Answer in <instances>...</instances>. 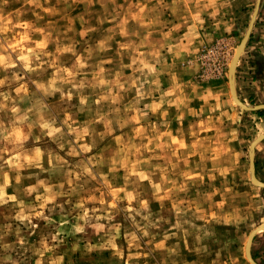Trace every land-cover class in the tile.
Segmentation results:
<instances>
[{"label": "rangeland", "instance_id": "obj_1", "mask_svg": "<svg viewBox=\"0 0 264 264\" xmlns=\"http://www.w3.org/2000/svg\"><path fill=\"white\" fill-rule=\"evenodd\" d=\"M255 2L8 0L4 4L0 0L3 23L10 21L7 26L16 33L13 43L27 34L36 43L47 39L49 53L74 45L78 54L87 56L86 50L91 48L92 58L86 61L90 67L85 69L89 73L102 65L106 78L115 79L119 73L121 82L130 81L140 73H134L135 65H127L139 57L152 66L155 56L159 62L149 76L154 84L151 89L145 85L152 95L138 107L160 104L155 112L139 119L136 111L124 113L125 106L134 101L136 89L121 93L120 115L107 117L113 121L111 135L97 140L96 147L79 158L68 156L67 148L58 152L70 165L89 164L91 157L102 163L89 164L95 179L82 181L78 195L57 198L55 203L63 208L50 212L49 204L44 209L52 223L33 217L29 226L27 221L14 219L19 209L12 202L0 206V264H251L246 245L253 230L261 224L264 227V187L251 181L249 154L254 142L255 177L264 183V137L256 139L264 133V107L242 110L232 100L228 73ZM34 29H42L44 34ZM100 41L108 50L97 53ZM17 58L18 53H13L12 60ZM74 61L70 53L58 60L69 68ZM233 67L239 99L251 107L264 104V0ZM11 71L23 76L16 87L23 83L30 92L37 91L32 83L35 75L22 64ZM52 71L48 68L43 78L48 79ZM44 100L60 120L64 118L62 108L79 104L74 96L65 105L59 93ZM74 119L84 123L88 115L77 113ZM115 119L128 123L121 128ZM95 127L98 132L106 131L104 124ZM37 135L39 130L33 129L26 149L55 148L46 139L36 143ZM85 139L91 144L90 137ZM145 145L151 151H145ZM149 158L150 166L136 164L138 159ZM42 162L49 167L47 155ZM37 172L26 169L21 175ZM9 175L7 192L16 194L15 173ZM40 178L53 184L64 181L63 176L49 173H40ZM35 182L25 179L19 187ZM68 189L65 183V191ZM35 195L18 198L32 205L38 203ZM78 203L83 208L73 210ZM84 213L87 222L79 219ZM76 227H84V231L77 233ZM249 250L258 264H264V230L254 235Z\"/></svg>", "mask_w": 264, "mask_h": 264}, {"label": "clouds", "instance_id": "obj_2", "mask_svg": "<svg viewBox=\"0 0 264 264\" xmlns=\"http://www.w3.org/2000/svg\"><path fill=\"white\" fill-rule=\"evenodd\" d=\"M27 2L35 3V0H27ZM196 2L199 4L200 0H196ZM213 2L214 0H209V3ZM3 3L7 4L8 0H3ZM3 21L4 18L0 16V72L3 73L0 76V206L12 202L19 209L14 219L21 223L27 221L29 226H31L33 217H40L52 223L49 216H44V209L49 204L52 205V208L49 209L50 212L56 207L63 208V205L55 203L57 198L63 196L70 198L73 194L78 195V187H82V181L86 182L88 177L95 179L89 164L93 162L97 165L102 163L101 159L91 157L89 164H84L81 161L76 165H70L69 161L60 156L58 152L67 148L68 156L79 158L82 154L91 152L92 148L96 147L97 140L103 141L106 135H111L113 129L110 125L113 121L108 120L107 117L120 115L119 105L123 99L121 93H127L133 88L136 89V97L132 103L125 106L124 113L136 111L139 119H145L149 111L155 112L160 104H146L143 109H140L138 105L145 97L152 95L151 90L145 91V85H149L151 89L152 84H154L149 76L156 71L154 65L159 61L156 60L155 56L151 57L153 65L150 66L138 57L127 67L135 65L133 71L134 73L139 72L140 76L130 81L121 82L118 73L115 79H108L106 78V70L102 65L98 66V71L91 73L85 71L86 68L90 67L86 61L92 58L93 50L91 48L86 50L87 56L78 54L74 45L57 47L55 53H49L46 51L47 39L36 43L30 41L27 34L23 36L22 40L13 43L16 33L7 26L11 22L3 23ZM19 27L26 29L28 25H20ZM33 31L44 34L42 29H34ZM10 32L12 33L11 38L9 37ZM81 35L83 36L84 33ZM122 35L126 34L122 33ZM29 42L33 46H23ZM124 47L121 45L122 49ZM107 50L108 46L104 41L97 44V53ZM13 53H18V58L15 61L12 60ZM65 53H70L75 57L70 68L61 66L58 62L59 57ZM106 62L111 63V61ZM18 64H22L24 68L35 75L36 78L32 80V83L37 91L30 92L23 83H20L19 87L15 86L23 80V76L15 71L10 72V70L16 69ZM48 68H52L53 71L52 75L45 80L43 77ZM90 74L91 80L88 79ZM77 77L81 78L78 79ZM86 89L91 91L86 93ZM57 93L60 94V100L65 105H70L74 96L79 101L78 105L71 106V108H75V112H72L71 108L61 109L64 111L62 120L58 114H54L55 110L49 109L44 100L47 97H54ZM163 102L162 97L161 104ZM25 103L28 106L22 108L21 105ZM105 106L108 109L106 112L104 111ZM77 113H86L88 119L84 123H79L74 119ZM115 123L122 128L128 121L121 122L120 119H115ZM97 124H104L106 131L98 132L95 127ZM33 129H38L40 133L34 137L36 143L46 139L55 145V148L50 151L41 147L26 149L25 143L32 136ZM86 137L91 138V144L86 141ZM144 149L151 151L146 145ZM45 155L48 156V168H45L42 162ZM136 164L150 166L151 158L138 159ZM26 169H37L38 172L22 176L21 172ZM10 172L15 173V184L17 185L16 194L12 195L7 192V188L11 186ZM40 173L63 176L64 181L53 184L50 180L41 179ZM140 178L145 179L147 177L141 176ZM25 179H35L36 182L21 189L19 186ZM65 183L69 186L68 191H65ZM41 189H43L42 192ZM33 194H36L35 200L38 202L36 204H25L23 199L18 198L20 195L31 197ZM77 208H83V204H76L73 210ZM88 218L87 213L79 217L86 222ZM144 219L147 217L145 216ZM74 231L81 233L84 231V227H76ZM145 235H147L146 232ZM53 239L55 240L56 237ZM19 243L21 246L24 245L23 240H20ZM4 247L7 248L8 246L5 245ZM40 255L42 256L43 253ZM8 259L10 260L11 257L9 256ZM37 264H40V261H37Z\"/></svg>", "mask_w": 264, "mask_h": 264}, {"label": "water", "instance_id": "obj_3", "mask_svg": "<svg viewBox=\"0 0 264 264\" xmlns=\"http://www.w3.org/2000/svg\"><path fill=\"white\" fill-rule=\"evenodd\" d=\"M260 1L261 0H256V2H255V6H254V9H253V13L251 15V18L249 20V23H248V27L246 29V32H245L244 36L242 37V40H241L240 44L237 46L238 50H236L235 53H234L233 60H232V62L229 65V73H228L229 86H230L231 94H232V97H233L234 101L241 107L242 110H249V111L257 110V109H259L261 107H264V104H258V105H255V106L251 107V106L245 105V103L242 102L239 99V97L237 96L236 91L234 89V86H233V68H234L233 64H234V61L238 58L240 51L244 48L245 44L247 43V41H248V39L250 37V33L252 31L253 25L255 23V20H256L258 11H259ZM263 137H264V133L261 134L256 139L261 140ZM254 147H255V144H254V142H252L251 143V151H250V154H249V169H250V172H251V181L256 186L264 187V183L263 182H259L256 179V177H255V169H254V165H253ZM262 226L263 225L261 224L260 227H258L255 230H253V232L249 235V238H248V241H247L246 256H247V259L249 260V262L251 264H258V263L252 258L251 254H250V250H249L250 243H251L254 235H256L257 233H259L261 231Z\"/></svg>", "mask_w": 264, "mask_h": 264}, {"label": "bare ground", "instance_id": "obj_4", "mask_svg": "<svg viewBox=\"0 0 264 264\" xmlns=\"http://www.w3.org/2000/svg\"><path fill=\"white\" fill-rule=\"evenodd\" d=\"M238 50V49H237ZM241 52V51H240ZM240 54V53H239ZM237 60V59H236ZM235 60V61H236ZM235 61H234V63H235ZM234 65V64H233ZM233 86H234V84H233ZM234 89H235V87H234ZM232 100L234 101V99H233V97H232ZM235 102V101H234ZM236 103V102H235ZM237 104V103H236ZM246 105V104H245ZM262 230H264V227H262Z\"/></svg>", "mask_w": 264, "mask_h": 264}]
</instances>
